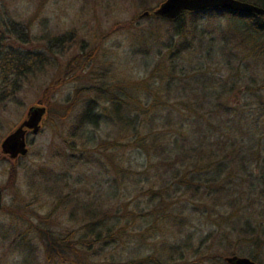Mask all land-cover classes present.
Segmentation results:
<instances>
[{"label":"trees","instance_id":"16d2710c","mask_svg":"<svg viewBox=\"0 0 264 264\" xmlns=\"http://www.w3.org/2000/svg\"><path fill=\"white\" fill-rule=\"evenodd\" d=\"M239 1L264 9V0ZM155 10H150L148 17L167 24V39L163 41L159 38L160 33L149 31V37L141 41L153 47L162 45L158 53L164 48L167 53L162 54L161 61L145 77L127 76L124 80H116V63L109 58L108 62L102 59L101 50L106 49L101 48V44L85 52L82 60L81 56L80 59L70 60L66 67L53 63L54 68L57 67V77L71 71V81L83 72L93 81L87 88L79 89L75 98L62 107L65 113L60 117L64 119L80 105L79 113L69 128L70 136L66 143L72 150L80 152L78 159L82 164L89 163L92 158L101 164V160L106 158L109 167L105 171L113 179L114 185L127 186L131 183L138 189L141 178L145 177V183L150 186L146 190L142 188V192L152 204L145 216L142 214L146 221L138 222L140 214L134 208L129 213L125 207L127 213L120 216L118 209L117 213L114 209V214L103 212L93 198L85 204L77 200L69 209L70 194L65 189L70 185L65 179L64 191L59 193L57 202H53L63 209L61 211L68 213L67 221L74 224L77 230L65 235L38 228L40 238L48 249L43 264H188L190 256L187 257L180 250L181 246L178 243L168 246V240H165L168 219L171 218L178 224L186 221L193 227L197 226L192 223L194 219L211 221L221 228L220 233L226 234L222 240L227 241L229 246L232 245L229 232L233 231L237 233L236 249L238 245L254 250L256 247L258 251L263 247L264 226L257 219L263 216L264 206L257 216L253 210L256 203H264L263 102L256 105L255 114L247 112L255 107L252 100L250 103L245 102L243 107L238 103L232 105V99L228 97L234 91L231 85L238 83V73V77L230 74L219 78L207 73L200 64L187 66L186 61L187 56L192 55L193 41L196 40L198 47L203 49L206 35L198 26L202 17L210 20L225 18L234 27H239L241 33L236 36L241 37L239 43L242 50L239 54L253 57L256 62L262 57L264 61V15L239 8H217L185 11L178 18L170 20L157 16ZM5 26L20 35L14 25L0 19V28L6 29ZM21 34L17 39L24 41L25 36ZM51 37L48 34L41 41L47 44ZM60 39L56 41L60 42ZM45 47L47 52L51 51L49 46ZM32 51L28 54L8 49L1 51L3 64L0 72L6 77L28 76L34 67L33 57L36 67L41 71L40 68L49 62L45 63L47 59H44L42 51ZM208 54L214 57L211 52ZM223 60L221 63L224 65ZM224 67L228 72L235 69L229 65ZM109 71L112 73L110 76ZM239 78L245 81L244 77ZM61 85L62 82L53 80L48 89L54 94ZM255 96L258 102L262 101L256 94L252 97ZM50 103L51 100L44 101L41 105H46L48 113L52 114L53 105L51 107ZM105 117L114 136L99 141L94 129L101 125ZM130 149H137L146 156L148 164L143 166V172L133 168V162L127 155ZM153 164L156 167L160 164L167 169L164 174L159 172L154 178V171L150 174ZM58 182L61 184L63 181L61 178L48 177L47 183H51L48 197L55 193L56 189L52 187L59 186ZM112 194L115 197V190L108 193ZM190 204L193 210L184 219L185 209ZM54 208L45 217L46 220L50 215H55ZM127 216L131 220L126 219ZM180 218L183 220L180 221ZM180 231L176 232L175 239L182 235ZM139 237L145 243L151 238L165 241L166 246L162 245V250L157 254L135 259L124 257L122 249H128L133 243L140 244ZM223 243H218L220 248ZM223 249H227V246ZM32 252L30 249L26 254L24 264L34 261ZM239 252L253 261L264 262V252ZM195 254L199 257L192 264H228V256L215 253L211 247L201 252L195 251ZM231 255H237V252Z\"/></svg>","mask_w":264,"mask_h":264},{"label":"rangeland","instance_id":"374dc122","mask_svg":"<svg viewBox=\"0 0 264 264\" xmlns=\"http://www.w3.org/2000/svg\"><path fill=\"white\" fill-rule=\"evenodd\" d=\"M165 1L0 0V19L7 20V23L14 25L20 33V35L16 34L12 31L13 29H7L6 26V29L1 27L0 50L8 49L17 53L24 52V54L32 50L33 53L42 51L45 54L44 59H47L45 63L49 62L46 64L47 67H39L41 72L35 65V57L32 56L33 70L28 76L23 75L22 78L19 76L6 77L0 72V264H24L26 254L30 249L35 257L30 264H43L48 249L40 238L38 228L51 229L54 234L62 232L65 235H70L72 231L77 230L74 224L67 221L68 213L61 211L63 209L54 203L57 202L59 193L64 191L65 179L70 185L65 189V192L70 194L69 209L72 207L71 204L77 200L85 204L93 198L97 200V206L103 212L114 214L118 209L120 216V214L127 213L126 209L129 213L137 209L135 212L140 214L138 222L146 221L144 216L152 204L149 197L142 192V188L146 190L150 186L149 183H145V177L144 179L140 177L141 183L138 189L131 183L127 186L114 185L112 184L113 179L105 171L109 167L106 158L101 160V164L94 161V158L89 160V163L87 162L88 165L87 163L82 164L78 159L79 151L72 150L66 143L67 137L70 136L69 128L76 119V114L79 113L80 105L70 111L64 119L60 117L65 113L62 107L75 98L79 89L87 88L92 85L93 81L83 72L80 77L77 75L71 81L69 80L71 71L66 72L67 74L63 72L57 77V67L54 68L53 63L66 67L70 60H75L80 56L82 60L85 52L101 44V48L106 49L101 50L102 59L108 62L109 58L116 63L114 66L116 80H124L127 76L145 77L161 61L160 57L162 54L165 55L167 50L164 48L161 53H158L162 45L153 47L143 44L141 39L149 37V31H152V33H160L159 38L165 41L168 26L163 21H156L143 15L150 10L158 9ZM198 26L206 35L203 49L198 47L196 40L193 41L192 55L187 56L186 65L199 66L200 64L207 73L215 74L219 78L225 75L230 76V74L238 77L237 73L239 77H244L245 81H241L238 77V83L231 85L234 91L229 94L228 98L232 99V105L238 103L241 107L245 102L250 103L252 100L255 107L248 108L247 112L254 113L257 104L263 102L264 105V61L261 60L262 57L256 62L253 57H246L242 52V55L239 54L242 50L239 43L241 37L236 36L240 35L241 29L236 25V27L231 25L225 18L210 20L208 17H202L199 19ZM21 33L25 36L24 41L17 39L20 38ZM48 34L52 37L49 41L47 40L46 44L41 41V38ZM58 38L62 40L56 41ZM46 45L49 46L50 52L46 51ZM142 51L147 52L142 53ZM209 52L214 54V57L209 55ZM229 53H232L230 55L232 57ZM222 60L225 62L224 65L233 66L235 69L228 72L221 63ZM2 64L0 53V67ZM72 70L76 71L74 68ZM110 75L112 73L109 71L108 76ZM53 80L56 83L62 82L54 94L48 89ZM234 80L236 81V78ZM255 94L260 96L262 101L258 102L256 96L252 97ZM49 100H51L50 106L53 105V113H47L44 116L38 134L31 133L28 136V155L17 159L6 156L2 150L4 140L27 119L32 107L47 108L46 105H41V102ZM111 129L105 117L94 132L99 141H106L114 136ZM127 155L133 162L135 171L145 170L143 166L148 162L144 154L137 149H130ZM166 169L160 164L156 167L155 164L150 174L154 171L155 178L157 173L164 174ZM48 177L58 180L61 178L63 181L61 184L57 183L59 186L52 187L56 191L49 197L48 187L51 183H47ZM112 190H115V197L113 194L108 195L109 192L112 193ZM179 194L178 192V196ZM222 203L223 201L220 205ZM262 206L264 203L263 205L256 203L253 206L255 216L263 211ZM53 208L56 210L55 215H50L46 220L45 217ZM191 210L193 206L190 204L188 209H185L184 219L189 216ZM125 218L131 220L129 216ZM179 220L182 221L183 218ZM257 221L264 226V214ZM168 222L165 240H168V246L172 244L176 246L177 243L181 246L180 250L187 257L190 256L187 260L188 264L194 263V260L199 257L196 256L195 251L201 252L207 250L208 247H211L215 253L228 257H233L231 255L233 252H237L234 256L247 257L241 256L242 253L239 251L264 252V243L259 251L257 250L259 248L254 247V250L245 245H238L236 249L237 233L233 231L229 232L231 233L229 238L232 239V245L229 246L227 241L222 240L226 234L220 233L221 228L204 218L192 221L194 226L197 225L196 227L186 221L178 224L174 218L168 219ZM178 230H181L182 235H178L175 239ZM189 233L190 236H188ZM138 240L141 241L140 244L133 243L128 249H122L124 257L135 259L157 254L162 250V245L166 246L165 241L160 242L154 238L146 243L141 240V237ZM220 242H224L221 248L218 245ZM24 246H30V249ZM224 246H227V249H223Z\"/></svg>","mask_w":264,"mask_h":264},{"label":"water","instance_id":"95a60500","mask_svg":"<svg viewBox=\"0 0 264 264\" xmlns=\"http://www.w3.org/2000/svg\"><path fill=\"white\" fill-rule=\"evenodd\" d=\"M217 8H239L257 15H264V9L239 0H166L154 13L157 16L174 20L185 11L197 12ZM143 16H150V13L146 12ZM46 114V107H32L27 119L2 143L4 154L11 159L27 156L29 153L28 132L31 131L33 135L38 134ZM226 262L228 264H260L248 257L239 256L228 257Z\"/></svg>","mask_w":264,"mask_h":264},{"label":"flooded vegetation","instance_id":"af4514ba","mask_svg":"<svg viewBox=\"0 0 264 264\" xmlns=\"http://www.w3.org/2000/svg\"><path fill=\"white\" fill-rule=\"evenodd\" d=\"M31 133H32L31 131H29V132H28V135H27V140H28V136H29ZM27 142H28V141H27Z\"/></svg>","mask_w":264,"mask_h":264}]
</instances>
